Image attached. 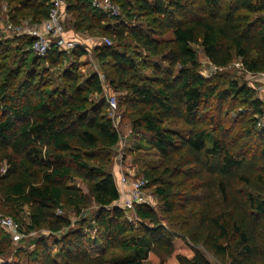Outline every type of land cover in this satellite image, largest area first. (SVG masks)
<instances>
[{
    "label": "trees",
    "instance_id": "trees-1",
    "mask_svg": "<svg viewBox=\"0 0 264 264\" xmlns=\"http://www.w3.org/2000/svg\"><path fill=\"white\" fill-rule=\"evenodd\" d=\"M50 1L0 0V8L8 9L5 23L39 24ZM112 1L118 16L92 7L91 0H63L64 26L70 16L74 31L96 29L116 41L96 43L92 52L109 84L125 92L130 132L148 136L165 163L162 171L144 169L143 177L159 184L166 212L173 210L174 196L163 173L201 180L194 233L201 232L206 247L229 264H264V127L257 126L264 102L245 83L201 75L193 47L200 46L217 68L236 56L249 71H260L264 0ZM141 18L149 19L148 29L135 24ZM167 30L172 37L160 39ZM34 39L0 36V214L18 223L23 235L43 229L49 237H33L11 255L13 239L0 225V264H144L152 257L158 264H212L198 249L177 251L147 205H134L138 226L125 217L109 169L108 153L119 135L100 99L97 72L79 71L87 49L52 47L39 56L31 49ZM129 40L159 61L131 50ZM148 68L150 74L141 71ZM172 121L182 127H170ZM91 202L90 222L80 218L74 227L69 213L82 215ZM214 204L217 213L211 212ZM93 229L98 237H90ZM97 240L102 248L94 253L90 243ZM113 250L122 255H108Z\"/></svg>",
    "mask_w": 264,
    "mask_h": 264
},
{
    "label": "rangeland",
    "instance_id": "rangeland-1",
    "mask_svg": "<svg viewBox=\"0 0 264 264\" xmlns=\"http://www.w3.org/2000/svg\"><path fill=\"white\" fill-rule=\"evenodd\" d=\"M7 7L5 4L1 5L0 8V36L2 37H14L20 36L22 34H27V30L31 28L35 23H30L26 20L15 24L14 26H20L21 34H16L14 32H4L2 27L5 25V11ZM121 13V12H120ZM140 21V22H139ZM142 25L145 29L149 28V19L141 18L136 20L135 24ZM72 19L67 17L66 32L67 37L76 41L78 46H83L87 49V53L79 58V71L84 76L91 71H98L102 75V88L103 92L100 95L101 98L107 103V99L110 96H113L116 101V109L113 113H109L112 116L113 125L119 135V142L117 145L109 151L108 155L110 157L109 169L113 174L115 181L119 186V179L122 175L126 178H139L142 177L143 170L149 167H158L159 171H162L165 163L162 161L160 155L155 149L149 147L147 143L148 136L146 135H136L130 132V117L124 111L122 106V100L125 95V92L114 89L105 78L103 70L100 68L99 63L94 58L92 52L93 46L97 43H104L102 38L107 37V35H98L102 32L95 30L87 32H76L71 27ZM98 33V34H97ZM172 37V32L167 30L161 34L160 39H168ZM110 40V44H115L113 38L107 37ZM131 45V50L134 49L139 51L140 55L144 58H147L148 61H159V58H151L147 53L136 48L134 44L129 40ZM196 50L197 60L199 62V71L200 74L205 77H211L214 75H219L222 80H236L238 83H245L251 87L257 97L264 99V94L256 90L261 83H263L258 77L259 73L264 72V67L260 71L252 72L249 71L241 58L234 56L230 63L224 67L217 68L214 66L209 59L203 54L200 46L194 45ZM257 53L253 52L252 57H256ZM263 58L262 56H260ZM140 65V62L138 61ZM109 70V67H106V71ZM143 73H151V69H141ZM100 96L92 95L93 98ZM225 125L228 126L229 122L223 118ZM170 127L179 128L182 127L181 123L178 121H172L169 123ZM2 171V170H1ZM164 180L172 184V192L174 196V206L171 212H166L164 203L157 195L156 187L159 184L149 183L145 193L149 195L147 199V205L157 214L160 223L169 231L173 236V242L176 246V250L179 252L190 253L191 248L198 249L206 259H208L212 264H229L226 257L217 255L213 250H210L206 247L202 240L201 232L194 233L195 228L197 227L199 213L202 208L201 204V195L203 193L202 188H200L201 180L197 178H186L184 175L171 176L169 173H163ZM83 192H87L85 185L82 182H78ZM120 204V199L115 202ZM96 205L90 203L88 209H85L82 215H75L73 212L69 213L72 225L77 226L78 220L80 218H85L90 222L91 214L95 210ZM125 209V217L134 223L135 226L139 225V218L133 213V210L130 208ZM220 211V207L214 204L211 207L212 213H217ZM60 213L62 211H59ZM147 224V222H145ZM33 233V234H32ZM91 238L98 237V233L93 229L89 232ZM37 236L49 237V233L46 230H38L31 232L29 234H24L21 239L23 242H14L11 255H14L15 249L20 247L23 244H26L29 239ZM192 236L199 238L198 241H193ZM32 245H29L28 249H32ZM90 248L92 252L98 253L102 248V240H97V242L90 243ZM53 252V250H52ZM108 255L110 256H120L122 253L117 250H113ZM13 256L8 257V261L12 259ZM3 262L0 260V263ZM144 264H158L157 258L152 257L146 259ZM165 264H173L172 259H166Z\"/></svg>",
    "mask_w": 264,
    "mask_h": 264
},
{
    "label": "built area",
    "instance_id": "built-area-1",
    "mask_svg": "<svg viewBox=\"0 0 264 264\" xmlns=\"http://www.w3.org/2000/svg\"><path fill=\"white\" fill-rule=\"evenodd\" d=\"M62 2L63 0H51L47 18L39 24H34L27 30V34L35 38L31 45V49L39 56L44 55L52 47H56L59 50H67L77 46L76 41L67 37V32L64 26L66 13ZM91 6L109 14L110 16H118L121 12L119 5L112 0H91ZM3 31L7 33L14 32L16 34H21L22 32L20 26H14L10 22L5 23ZM102 40L105 44H110L109 38L104 37ZM97 74L101 81V86H103L102 75L98 71ZM258 78L263 83H261L256 90L264 94V72L259 73ZM258 99L264 102V99L261 97H258ZM107 105L108 112L113 113L116 109V101L113 96L108 97ZM109 116L112 119V116ZM257 126L259 128L264 127V113L258 118ZM148 184L149 180L143 176L132 179L126 178L122 175L119 179L120 204H122L124 208L132 209L135 214V204L147 203L149 195L145 193V190L147 189ZM0 225L9 232L14 242H18L23 237V234L19 231L18 223H16L11 217L0 214Z\"/></svg>",
    "mask_w": 264,
    "mask_h": 264
},
{
    "label": "crops",
    "instance_id": "crops-1",
    "mask_svg": "<svg viewBox=\"0 0 264 264\" xmlns=\"http://www.w3.org/2000/svg\"><path fill=\"white\" fill-rule=\"evenodd\" d=\"M2 30H3V27H2Z\"/></svg>",
    "mask_w": 264,
    "mask_h": 264
}]
</instances>
